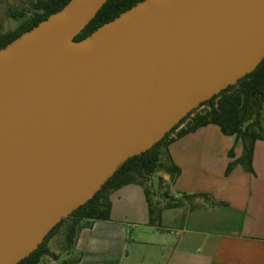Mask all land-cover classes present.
Segmentation results:
<instances>
[{
    "label": "water",
    "instance_id": "water-1",
    "mask_svg": "<svg viewBox=\"0 0 264 264\" xmlns=\"http://www.w3.org/2000/svg\"><path fill=\"white\" fill-rule=\"evenodd\" d=\"M107 1L70 0L0 50V264L264 60V0H145L76 41Z\"/></svg>",
    "mask_w": 264,
    "mask_h": 264
},
{
    "label": "crops",
    "instance_id": "crops-1",
    "mask_svg": "<svg viewBox=\"0 0 264 264\" xmlns=\"http://www.w3.org/2000/svg\"><path fill=\"white\" fill-rule=\"evenodd\" d=\"M231 152L242 158L243 141L214 124L177 139L167 155L181 173L174 180L162 174L169 193L157 202L162 208L160 221L150 223L145 185H126L110 196L111 220L93 221L82 229L72 255H62L61 261L264 264V140L255 143L252 164L258 177L241 166L225 177ZM170 199L179 206L164 208ZM150 202L154 204L151 195ZM46 259V264H59Z\"/></svg>",
    "mask_w": 264,
    "mask_h": 264
},
{
    "label": "trees",
    "instance_id": "trees-1",
    "mask_svg": "<svg viewBox=\"0 0 264 264\" xmlns=\"http://www.w3.org/2000/svg\"><path fill=\"white\" fill-rule=\"evenodd\" d=\"M69 1L37 0L32 5L35 12L30 19L23 22L15 31L5 34L0 32V50L11 44L21 35L31 31L52 14L61 11ZM143 1L145 0H108L75 40L81 41L85 39L103 25L115 20L121 14L129 11ZM205 104L208 105L207 111L194 116L190 124L185 128H181L174 137L171 136L172 132L176 131L187 117L151 149L124 162L91 200L63 219L47 235L38 248L18 264H46L48 263L46 258L49 259V262L56 261L59 264H68V260L61 261V256L64 255L66 258L72 255L82 229L89 226L93 221L111 220L112 203L110 196L112 192L130 184L145 185L139 181V178L148 179L159 171H165L174 180L180 175L181 169L171 162V160H168V146L177 139L201 127L214 124L219 126L225 135L236 136L237 139H241L244 143L242 161L248 170L252 171L255 143L258 140H264V136L258 130L261 128L260 116L264 109V60L252 73L202 105ZM162 146H164L165 150L162 149ZM230 155L232 156L233 153L231 152ZM164 156L167 157V162ZM146 189L147 195H149L150 223L154 225L156 221H160L162 208L150 202L151 192L147 187ZM186 197L193 198L196 196ZM178 206L179 202L177 200L170 199L164 208L170 209ZM68 219L72 222L68 224L67 231H64L65 246L62 247L60 253H55L50 249L49 241ZM75 262H78V259Z\"/></svg>",
    "mask_w": 264,
    "mask_h": 264
},
{
    "label": "rangeland",
    "instance_id": "rangeland-1",
    "mask_svg": "<svg viewBox=\"0 0 264 264\" xmlns=\"http://www.w3.org/2000/svg\"><path fill=\"white\" fill-rule=\"evenodd\" d=\"M37 0H0V32L5 34L7 32L15 31L19 28V26L25 22L26 20L30 19L35 12L32 5ZM208 105H200L196 109H194L188 116H186V120L181 124V126L174 132H172L171 136L174 137L177 132L181 128H185L190 124L194 116L200 113H204L207 111ZM260 125L261 128L258 129L259 132L264 136V109L260 116ZM162 149L165 150L164 146ZM165 157V161L167 162V157ZM229 158L231 159L225 169L224 176L229 177L230 174L234 171L237 166H241L245 169L248 173L253 176L258 177L257 172L255 171L253 164H252V171L248 170L245 163L242 161V158L236 159L235 155L231 156L229 153ZM166 173L165 171H159L153 175H151L148 179H141L139 178L140 182H143L145 186L150 190L151 196L154 200L155 205H159L157 202L163 201L166 195L169 193L167 186L164 183L162 178V174ZM67 218V217H66ZM72 221L68 219L66 223L59 229V231L53 236V238L49 241V247L53 251H57L58 253L61 252V249L64 244V231L68 229V224ZM67 228V229H66ZM68 246V245H67Z\"/></svg>",
    "mask_w": 264,
    "mask_h": 264
},
{
    "label": "bare ground",
    "instance_id": "bare-ground-1",
    "mask_svg": "<svg viewBox=\"0 0 264 264\" xmlns=\"http://www.w3.org/2000/svg\"><path fill=\"white\" fill-rule=\"evenodd\" d=\"M148 4L149 3H145L135 8L130 13H127L126 15L122 16L119 20H117L113 24L106 26L100 31H98L94 37L95 41L104 40L120 32L123 28H125L128 24H130ZM72 46L73 45H69L67 47V50H70Z\"/></svg>",
    "mask_w": 264,
    "mask_h": 264
}]
</instances>
